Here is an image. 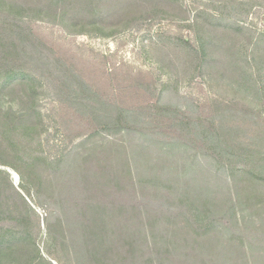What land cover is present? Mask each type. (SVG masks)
Wrapping results in <instances>:
<instances>
[{
    "label": "trees",
    "instance_id": "16d2710c",
    "mask_svg": "<svg viewBox=\"0 0 264 264\" xmlns=\"http://www.w3.org/2000/svg\"><path fill=\"white\" fill-rule=\"evenodd\" d=\"M182 2L0 0V264H264V31L212 20L234 32L227 56L216 57L205 20L190 23L198 49L178 41L187 47L184 69L165 64L163 53L158 63L171 80L137 84L128 103L83 80L33 28L48 23L68 35L109 38L153 21L107 20L126 12L188 21ZM218 3L217 14L204 11L209 18H230L244 3L250 10L264 0ZM90 16L98 20L82 19ZM248 31L250 53L235 54ZM214 64L222 69L217 83ZM181 75H203L212 85L213 118L165 101L180 97ZM44 97L69 103V113L91 124L80 144L55 156L46 150L60 144L46 139ZM98 135L102 143L86 148ZM106 182L115 193L101 190Z\"/></svg>",
    "mask_w": 264,
    "mask_h": 264
},
{
    "label": "rangeland",
    "instance_id": "374dc122",
    "mask_svg": "<svg viewBox=\"0 0 264 264\" xmlns=\"http://www.w3.org/2000/svg\"><path fill=\"white\" fill-rule=\"evenodd\" d=\"M182 1L184 8L187 10L188 21H182L176 16L172 19L162 15H153L152 19H146L139 16L137 12H126L107 20L153 21L135 24L109 38L68 35L61 27H55V25L48 23H35L33 28L40 39V43L47 46L54 56L65 63L67 67L77 69V74L82 75L83 80L90 83V85L100 87L102 92L108 94L110 98H113L112 95L117 101L132 103L135 98H132L131 92L136 90L137 84L140 86L144 85V82L155 81L157 86H161L171 80L170 77L173 75L165 73L163 65L158 63V57L163 53L167 55H164L163 58L164 62L166 61L165 64H168V62L175 63L178 68L184 69L182 65H184L183 60L187 54V47L184 43L180 46L178 41L187 39L190 40L188 42L193 44L192 46H195L198 37V33L190 23L196 20H205V23L208 24L207 30H210L209 42L211 46L209 50L216 57V53H223L227 56V47L229 51L232 49V45L227 39L234 37V32L227 28L225 23H216L212 20H240L245 22L244 26L250 30L258 33L264 31V5L262 4H253L249 10V6H245L249 3H244L243 6H240L241 9H238V15L229 16L230 18L226 19H211L209 13L204 11L217 14V10L221 7L218 2L226 0ZM82 19L98 20V17L90 16L82 17ZM69 20H81V18L71 17ZM250 35L251 33L248 31L247 34L242 33L239 36L240 44L235 47V54L239 53L243 56L244 52L245 54L250 53L251 45L247 38ZM220 46H223V48L218 52ZM156 47H162V50H156ZM195 49L198 48L195 46ZM210 70L213 74L211 75L217 80L216 83L221 81L218 79L219 74L222 72L221 66L214 64ZM183 78H185V81L180 84V97L176 93L171 96L166 94L164 99L167 100L165 101L177 104L183 112L188 111L192 114L195 112L196 117H201L204 120L213 118L215 109L209 104L210 98L214 94L213 88H211L212 85L208 83L203 75H198L193 79ZM121 92H128L129 94ZM150 97L149 100H152V97ZM41 105L51 116L50 132L46 135V139L50 138L51 144H60L52 151L51 148H46V150L55 156L56 153L70 150L77 143L80 144L91 124L81 116L73 115V112L69 113L71 111L67 110V107L70 104H62L55 97H44ZM66 120L69 121L68 125H65ZM119 136H108V139L117 140ZM102 140L98 135L91 145L88 144L85 147L91 148L95 143L100 145ZM85 147L79 146V152H84ZM101 151L97 153L100 160L104 157ZM98 163L99 161H92L94 169L97 168ZM99 165L102 167L103 161ZM103 167H105V164ZM109 167L110 165H108ZM116 170L120 171L119 168ZM11 173L13 183L18 187L19 177L15 172L11 171ZM101 173H106V169ZM101 190L109 194L111 192L115 193L117 188L113 182H106ZM38 212L41 218L46 216L44 207L39 206Z\"/></svg>",
    "mask_w": 264,
    "mask_h": 264
}]
</instances>
